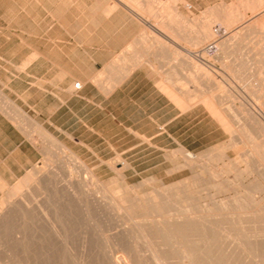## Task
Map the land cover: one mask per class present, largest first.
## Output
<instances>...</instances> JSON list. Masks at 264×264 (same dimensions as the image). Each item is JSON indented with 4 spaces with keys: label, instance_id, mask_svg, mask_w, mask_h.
<instances>
[{
    "label": "rangeland",
    "instance_id": "obj_1",
    "mask_svg": "<svg viewBox=\"0 0 264 264\" xmlns=\"http://www.w3.org/2000/svg\"><path fill=\"white\" fill-rule=\"evenodd\" d=\"M64 1L0 0L4 78L8 67L9 76L26 71L40 48L39 79L26 75L21 89L61 95L71 77L86 80L78 93L93 99L87 109L73 100L88 127L75 125L72 139L60 134L68 149L47 148L53 161L40 157L14 182L0 177V264H183L187 248L194 264H264V0H129L147 26L124 12L108 22L111 0H66L86 8L89 30L95 16L117 29L112 41L81 36L80 11L66 36ZM143 32L151 43L131 47L124 61L121 39ZM95 76L108 79L109 94ZM158 80L192 106H177ZM63 150L100 185L79 187L82 165L59 159ZM119 154L128 167L110 164Z\"/></svg>",
    "mask_w": 264,
    "mask_h": 264
},
{
    "label": "crops",
    "instance_id": "obj_2",
    "mask_svg": "<svg viewBox=\"0 0 264 264\" xmlns=\"http://www.w3.org/2000/svg\"><path fill=\"white\" fill-rule=\"evenodd\" d=\"M72 3L73 0H67ZM66 2V0L64 1ZM69 7L66 9L69 12L68 20H70L69 25L65 26V35L71 37L73 35L72 29L69 28L71 26L72 21V13L80 11L81 16L80 20L85 22L80 28L81 36H92V37H100L103 40L112 41L113 39H118V33L116 30L111 29L110 27H106V25L98 24V21L103 20L98 16L93 17V21L95 22L94 29H88L89 16L88 11L85 7L72 8L71 4L66 2V5ZM110 5V4H109ZM108 9V7H107ZM106 10V9H105ZM103 10V11H105ZM121 12H124L129 19H133L138 21V19L133 17L128 12L123 10H116L115 12L108 13L106 10V20L110 22L112 19L120 15ZM110 15V16H109ZM132 16V17H131ZM141 25L142 22L138 21ZM144 25V23H143ZM94 31V33L92 32ZM138 38L133 33H129L124 36L121 41L125 42V47L123 51L127 49L128 46L133 44L135 40ZM120 40V39H118ZM138 44L143 45L140 41H136V47ZM7 53L9 51V41L6 40ZM144 46V45H143ZM131 49L137 51V49ZM130 51V52H131ZM32 52L36 55L34 57L35 60L28 61L25 66L21 69H25L20 74H15L14 72H10L9 76V67L6 69V78H4V13H0V85L4 89V112L0 111V177L4 180V183H11L19 179L22 175H24L29 168H31L35 162L40 159V150L37 148L34 143H32L29 138V133H35L36 127L38 124L43 123L48 125L52 130L58 131V128H63L64 130L70 132L71 134L74 132L73 127L75 125L81 126L86 129L88 127V121L86 119L87 113L84 115L80 114L78 110L74 109L73 100L77 103L84 102V107L87 109L90 101L93 99L85 96L80 92L86 86V80H76L72 82V78H69V82H67L66 87H64L65 92L61 95L53 94V96H48V93L36 97L34 93L31 91L34 90L33 84L29 86L27 89H24L19 86L21 82H28L25 80V76H32L34 79H39L37 76L38 70L41 67V50L40 48L32 49ZM33 57V58H34ZM132 58H130L131 60ZM7 64H11L8 60ZM16 62L15 65H17ZM131 65V64H130ZM18 67V66H17ZM20 67V66H19ZM10 68H13L11 66ZM124 66H121V71ZM95 77L92 79L94 80ZM91 81L94 83V81ZM79 83V87L76 89L72 88L73 83ZM105 82H108L105 80ZM18 83V84H16ZM81 83V84H80ZM92 83V84H93ZM109 84V82H108ZM70 85V89L68 88ZM95 85V84H93ZM81 86V87H80ZM97 87V85H95ZM109 87V86H108ZM68 88V89H67ZM98 90L105 94H109V90L103 91L99 86ZM9 98H8V97ZM9 101V102H8ZM11 101V102H10ZM8 102V103H7ZM13 106V107H12ZM18 107V108H17ZM82 107V105H81ZM11 108V113L8 111ZM17 108V109H16ZM18 113V114H17ZM12 116L17 120L14 123L12 121ZM42 117L45 118L42 121ZM172 121V120H170ZM169 121V122H170ZM21 123V124H20ZM39 129V128H38ZM26 130V131H25ZM59 132V131H58ZM67 137V136H65Z\"/></svg>",
    "mask_w": 264,
    "mask_h": 264
},
{
    "label": "bare ground",
    "instance_id": "obj_3",
    "mask_svg": "<svg viewBox=\"0 0 264 264\" xmlns=\"http://www.w3.org/2000/svg\"><path fill=\"white\" fill-rule=\"evenodd\" d=\"M134 2V1H133ZM135 2H137V1H135ZM139 3V2H138ZM134 4V3H133ZM150 7V6H149ZM151 8V7H150ZM149 8V9H150ZM106 10H108V13H112V12H115L116 10H123V11H125V12H128L129 14H131L133 17H135V19L137 18L138 19V21H140V22H142V25H143V23H144V25H148V17H144V13H141V12H138L139 10L136 8L135 9V7L134 6H132L131 5V3H130V1L129 0H111V3H110V5L108 6V9L106 8ZM144 11V10H143ZM151 11V10H150ZM110 16V15H109ZM131 16V17H132ZM188 24V23H187ZM163 26H164V24H163ZM189 26V25H188ZM155 27H156V25H155ZM158 30H160L159 28H158V26L156 27ZM157 34V33H156ZM164 35V34H163ZM162 37V36H161ZM159 38V37H158ZM136 39V38H135ZM160 39V38H159ZM149 40L150 39H148V36L147 35H145L144 34V32L142 33V35H141V37L139 38H137L136 40H135V42L136 41H140V43H142L144 46H146V44L147 43H151V42H149ZM135 42L133 43V44H131L130 46H128L127 47V51L125 50V55H123V59H124V61L126 60V58H129V49L131 48V47H133L134 45H135ZM161 42V41H160ZM151 45V44H150ZM128 61H129V59H128ZM131 61H133V59L131 60ZM138 61V60H137ZM148 61V60H147ZM146 61V62H147ZM116 62H118V61H116ZM136 62V61H135ZM135 62L134 63H132V66H131V69H132V67L133 66H135L136 64H135ZM139 62V61H138ZM130 64V63H129ZM114 66V65H113ZM130 66V65H129ZM116 67V66H115ZM150 67V66H149ZM136 69V68H135ZM128 71V70H130V69H128V67H124L123 68V72L124 71ZM177 79V78H176ZM93 80V79H92ZM108 80V79H107ZM91 81V80H90ZM94 83L93 84H95V85H97V87L99 86L100 88H102L101 90H105V91H107V89L109 90V87H108V82H105V80H103V79H101L100 77H96V78H94ZM110 81V80H109ZM113 81V80H112ZM114 82V81H113ZM76 82H74L73 83V85H72V88L73 89H76ZM81 84V83H80ZM110 85H111V81H110ZM114 86V85H113ZM79 87V86H78ZM81 87V86H80ZM157 87L162 91V93H165L177 106H179V107H181V108H187V105L188 104H191V102L190 103H185V101H182L181 99L182 98H180L179 99V97L177 96L178 94L175 92V91H173L172 89H169L168 88V86H166V84L162 81V80H158L157 81ZM111 92V91H110ZM165 95V96H166ZM192 95V94H191ZM8 97V96H7ZM167 97V98H168ZM9 98V97H8ZM206 100V99H205ZM9 102V101H8ZM7 102V103H8ZM11 102V101H10ZM208 103V102H207ZM207 105V104H206ZM191 106H192V104H191ZM13 107V106H12ZM189 107V106H188ZM18 108V107H17ZM16 108V109H17ZM190 108V107H189ZM11 109V108H10ZM179 109V108H178ZM211 109H212V107H211ZM214 110V112L215 113H217L218 115H219V112L215 109V108H213ZM186 110V109H185ZM212 111V112H213ZM18 114V113H17ZM249 116V115H248ZM220 120V119H219ZM221 121L223 122V126L225 125L226 126V128L228 129V131L229 132H231L232 131V129H234V128H232L233 127V125L229 122V121H227L225 118H221ZM21 124V123H20ZM38 128H39V131H40V134L42 135H40L41 137H43L46 141H48V144L46 143V142H44V139L43 140H41L40 139V136H39V134L37 135V132H33V133H29V138L31 139V141H32V143H34V145L37 147V148H39V150H40V154H41V158H43V157H45L46 159H48V160H52L53 161V158L55 157L54 156V154L53 153H51L50 151H48L47 150V148H50V147H52V146H55V145H59L61 148H69V146L68 145H66L59 137H60V134H62V135H65V136H67V139H72L73 138V135L70 133V132H68V131H66V130H64L62 127L61 128H58V131H56V130H52L51 128H47L46 127V125L45 124H42V123H40V124H38ZM36 129H37V127H36ZM38 130V129H37ZM26 131V130H25ZM247 133V132H246ZM249 133V132H248ZM59 135V136H58ZM243 135V134H242ZM248 137V136H247ZM248 143V142H247ZM86 144V143H85ZM51 145V146H50ZM85 146V145H84ZM88 146V145H87ZM86 146V147H87ZM89 149V148H88ZM63 152L65 153L64 154V156L62 155V156H60V157H58L59 159H62L63 157H66V158H69V159H72L73 161H75L76 162V164L77 163H79L80 165H82V170H84V174H83V176L81 177V178H78V182H77V184H78V186L79 187H83V188H87V187H91L92 185H100V180H99V178H98V176L93 172V170L92 169H90L86 164H85V162L79 157V155L77 154V153H75L74 151H70V152H67L66 150H63ZM190 158H193L194 157V155L191 153V152H189L188 154H187ZM96 156L98 157V159H100L101 161L103 160V157L98 153H96ZM115 160V162H113V160L110 162V164L113 166V167H116V164H117V162H119V161H121V157H120V154H119V156L117 157V158H115L114 159ZM50 161H48V163L50 162ZM246 161V160H245ZM248 162V161H247ZM104 163V162H103ZM121 163L124 165V168L125 167H128V164H127V162H125V161H121ZM81 167V166H80ZM43 168V167H42ZM123 168V167H122ZM121 168V169H122ZM44 169V168H43ZM125 170V169H124ZM37 171V170H36ZM43 171V170H42ZM39 172H40V170H39ZM29 176H31V175H29ZM29 176L28 177H26L28 180L27 181H29V182H31L32 181V179H31V177L29 178ZM25 178V179H26ZM21 184V183H20ZM32 185V184H31ZM38 186V185H37ZM19 187V186H18ZM68 188V187H67ZM16 189V188H15ZM17 189H20V187L19 188H17ZM19 191V190H18ZM109 197V196H108ZM21 199V198H20ZM111 202V201H110ZM121 202V201H120ZM259 203V202H258ZM131 204V203H130ZM3 205H4V201L2 200V201H0V211H1V213H2V209H3ZM160 205V204H159ZM158 205V206H159ZM115 206V205H114ZM145 206V205H144ZM157 206V207H158ZM9 207V206H8ZM118 207V206H117ZM147 207V206H146ZM155 207H156V205H155ZM160 207H161V205H160ZM224 207V206H223ZM114 209V208H113ZM151 209V208H150ZM155 209V208H154ZM153 209V210H154ZM158 208H156V210H157ZM133 210V209H132ZM160 211V210H159ZM158 212V211H157ZM159 213V212H158ZM2 215V214H1ZM215 216V215H214ZM217 216V215H216ZM215 216V217H216ZM218 217V216H217ZM144 218V217H143ZM187 218V217H186ZM190 218H192V217H189L188 216V219H190ZM168 220V219H167ZM171 220V219H170ZM192 220V219H191ZM171 222V221H170ZM161 224V223H160ZM136 226V225H135ZM189 231V232H188ZM190 234V230L188 229L187 231H185V230H183V231H181V233L177 236V239L179 240V241H181V242H183V241H185V240H187V238H188V235ZM181 246V245H180ZM190 247V246H189ZM182 249V248H181ZM184 249V248H183ZM179 252V251H178ZM183 257H184V259H185V261H184V263L183 264H194V261H193V259H192V257H190V254H191V248H187L185 251H183ZM182 258V257H181ZM29 264V263H28Z\"/></svg>",
    "mask_w": 264,
    "mask_h": 264
}]
</instances>
